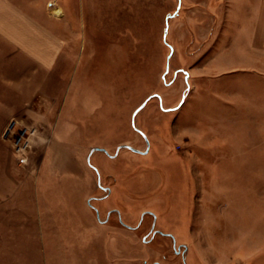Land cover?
Instances as JSON below:
<instances>
[{
  "label": "rangeland",
  "instance_id": "1",
  "mask_svg": "<svg viewBox=\"0 0 264 264\" xmlns=\"http://www.w3.org/2000/svg\"><path fill=\"white\" fill-rule=\"evenodd\" d=\"M58 2H14L60 40L52 65L0 41V264H264V120L210 7Z\"/></svg>",
  "mask_w": 264,
  "mask_h": 264
},
{
  "label": "crops",
  "instance_id": "2",
  "mask_svg": "<svg viewBox=\"0 0 264 264\" xmlns=\"http://www.w3.org/2000/svg\"><path fill=\"white\" fill-rule=\"evenodd\" d=\"M174 1L178 4L180 2V0ZM217 1L220 3H217L219 5L214 8H211V0H203V4L212 10L210 16L213 24L220 26L221 36L219 38L222 40L219 46L223 50L221 52L222 65L227 66L225 73L232 70L239 72L236 79V98L250 94L251 104L248 110L252 113V122L259 121L260 116L264 120V0ZM14 2L15 0H0V41L7 39L6 42L10 46L27 50V55L34 56L33 60L38 65L44 67L52 65L61 43L60 40H57L51 31L37 24L38 22L26 13L24 8ZM53 4L48 5L54 6L53 11L59 9V15L63 14L62 2H58V5ZM53 11L51 14L57 17ZM212 42L211 37L210 40L202 41L198 48L201 50L211 48L214 45ZM214 63L217 64L214 59L207 60L204 68L200 67L197 74L205 75L206 72L201 71ZM219 64L221 63L218 62ZM242 104H239V100L237 101V107ZM244 107H247V104ZM100 186L103 188H98L106 193V198H108L112 192L111 188L101 184ZM0 207H4L1 202ZM96 209L99 214V208ZM97 219L98 223H104L99 219V215Z\"/></svg>",
  "mask_w": 264,
  "mask_h": 264
},
{
  "label": "built area",
  "instance_id": "3",
  "mask_svg": "<svg viewBox=\"0 0 264 264\" xmlns=\"http://www.w3.org/2000/svg\"><path fill=\"white\" fill-rule=\"evenodd\" d=\"M15 122H11L10 125H9V129L6 131V134L9 133L10 129L14 126ZM25 131V129H24ZM22 135V134H21ZM19 135L17 137L16 140H14V143H13V150H14V153L17 155L16 156V159L18 161V163L20 164H23L25 163V157H24V152L25 150L27 149V141H24L22 142V136Z\"/></svg>",
  "mask_w": 264,
  "mask_h": 264
},
{
  "label": "flooded vegetation",
  "instance_id": "4",
  "mask_svg": "<svg viewBox=\"0 0 264 264\" xmlns=\"http://www.w3.org/2000/svg\"><path fill=\"white\" fill-rule=\"evenodd\" d=\"M98 187H99L100 189L103 188L102 186H100V182H99V181H98ZM94 212H95L96 217H97L99 214H98V210H97L96 208H95V211H94ZM109 215H110V213L107 214V217H109ZM119 222H120V221H119ZM151 232H152V231H151ZM153 233L155 234V233H157V232H153ZM158 233L161 234V235H167L166 233H161V232H158Z\"/></svg>",
  "mask_w": 264,
  "mask_h": 264
},
{
  "label": "bare ground",
  "instance_id": "5",
  "mask_svg": "<svg viewBox=\"0 0 264 264\" xmlns=\"http://www.w3.org/2000/svg\"><path fill=\"white\" fill-rule=\"evenodd\" d=\"M53 14L56 15V16H58V15L60 14L59 9L54 10V11H53Z\"/></svg>",
  "mask_w": 264,
  "mask_h": 264
},
{
  "label": "water",
  "instance_id": "6",
  "mask_svg": "<svg viewBox=\"0 0 264 264\" xmlns=\"http://www.w3.org/2000/svg\"><path fill=\"white\" fill-rule=\"evenodd\" d=\"M143 106H144V105H142L140 108H142ZM140 108H139V109H140ZM137 111H138V110H137Z\"/></svg>",
  "mask_w": 264,
  "mask_h": 264
}]
</instances>
